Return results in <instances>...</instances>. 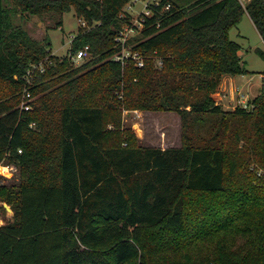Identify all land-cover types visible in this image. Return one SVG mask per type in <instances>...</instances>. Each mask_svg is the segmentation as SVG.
Masks as SVG:
<instances>
[{
    "label": "trees",
    "instance_id": "obj_1",
    "mask_svg": "<svg viewBox=\"0 0 264 264\" xmlns=\"http://www.w3.org/2000/svg\"><path fill=\"white\" fill-rule=\"evenodd\" d=\"M131 1L0 0V166L20 169L0 264H264V86L248 109L214 97L251 73L231 30L248 14L264 40V0H161L143 68L113 59ZM72 10L89 27L62 59L16 22ZM124 110L178 114L181 146L143 145Z\"/></svg>",
    "mask_w": 264,
    "mask_h": 264
},
{
    "label": "rangeland",
    "instance_id": "obj_2",
    "mask_svg": "<svg viewBox=\"0 0 264 264\" xmlns=\"http://www.w3.org/2000/svg\"><path fill=\"white\" fill-rule=\"evenodd\" d=\"M134 1L130 2V4H133L130 9L131 18H137L140 12L145 11L149 2L159 0ZM176 1L181 4H187L188 2V0ZM241 1L244 5H247L249 0ZM125 12L128 14L127 10ZM16 22L23 26L30 36L36 40H44L46 37H50L52 42L51 53L60 59L70 55L72 41L78 36L83 25L75 10L62 16L56 14L44 17L30 16L26 20L18 15ZM59 22L61 24H58ZM231 38L241 45L240 54L251 73L239 76L238 87L235 86L234 90L230 89L231 84H228V86L221 85L215 93L216 101L222 104L226 110H235L246 103L251 106V102L260 94L264 86V59L258 53L259 49L264 51V40L248 14H245L241 23L231 30ZM85 59L87 57L79 62L74 61L76 65H79ZM21 99H23V96H21ZM123 124L125 127L133 129L136 137L143 145L162 147L163 149L181 146L182 123L181 117L176 113L124 110ZM19 172L20 169L15 164L4 163L0 166V180L3 184L18 182ZM5 205L8 204H0V207L5 208V210L0 209V225L12 221L14 217L13 210L7 209Z\"/></svg>",
    "mask_w": 264,
    "mask_h": 264
},
{
    "label": "built area",
    "instance_id": "obj_3",
    "mask_svg": "<svg viewBox=\"0 0 264 264\" xmlns=\"http://www.w3.org/2000/svg\"><path fill=\"white\" fill-rule=\"evenodd\" d=\"M132 1H134V0H132ZM160 5H161V0L149 2L146 6L147 9L145 11L140 12L138 14L139 16L137 18H131L130 17L131 22L125 23L122 25L121 29L118 31L117 37L115 38L116 46L120 48V51H118L113 57V59L115 61L126 64L128 60H131L139 68H143L145 66V58H144L143 54L140 51L134 50L132 48L131 42L135 38L140 37L142 35L144 25H145L144 21L146 20V18H151L155 13V9L157 7H159ZM132 7H133V4L129 3L126 6V10H127L128 14L125 12L126 10L124 8L125 11L121 15V17L131 16L130 9ZM170 9H171V4H168L165 7H163L160 12L164 13V12L170 11ZM82 22H83V25L81 26L82 28H88L89 27V25L86 21L82 20ZM159 27H160V24H159ZM88 56H89V46H86V47L80 49L75 56H72V58H73V60H76V62H79ZM159 64L161 65L162 63L160 62ZM33 68H35L41 72L45 71V67L43 64L33 65ZM32 71H30L28 73L27 83H29L30 85L32 84V80H33L31 77H29ZM33 101H34V97L32 96V93L29 91V88L26 87L25 91H24L23 102L21 104V108L26 110V111L31 110L32 109L31 103ZM242 107L248 109L252 106H249V104L247 105V103H246Z\"/></svg>",
    "mask_w": 264,
    "mask_h": 264
},
{
    "label": "crops",
    "instance_id": "obj_4",
    "mask_svg": "<svg viewBox=\"0 0 264 264\" xmlns=\"http://www.w3.org/2000/svg\"><path fill=\"white\" fill-rule=\"evenodd\" d=\"M241 77V76H240ZM239 76H236V77H232V76H225L223 78V83L221 85H224V86H228V84H231L232 87H230L231 90H234V87H238L237 86V83H238V79L240 78ZM235 87V88H236Z\"/></svg>",
    "mask_w": 264,
    "mask_h": 264
},
{
    "label": "water",
    "instance_id": "obj_5",
    "mask_svg": "<svg viewBox=\"0 0 264 264\" xmlns=\"http://www.w3.org/2000/svg\"><path fill=\"white\" fill-rule=\"evenodd\" d=\"M5 207H6L7 209H9V210L12 211V209H11L8 205H5Z\"/></svg>",
    "mask_w": 264,
    "mask_h": 264
}]
</instances>
